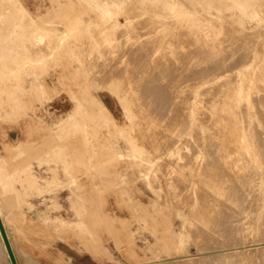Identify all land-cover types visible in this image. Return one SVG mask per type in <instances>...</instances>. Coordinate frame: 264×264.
I'll return each instance as SVG.
<instances>
[{
    "label": "rangeland",
    "instance_id": "374dc122",
    "mask_svg": "<svg viewBox=\"0 0 264 264\" xmlns=\"http://www.w3.org/2000/svg\"><path fill=\"white\" fill-rule=\"evenodd\" d=\"M50 1L0 0V39L3 43L2 50H0V53H2V59L0 62V185L3 187V194L12 199L11 211L5 210V213H7V215H9V212L11 213L7 217L8 223L10 225H6L7 222L4 217L1 216V210L0 217L6 229L17 263L30 264L31 262H33V260H36L37 263H39L41 258H33L34 256L32 255L43 253L44 255H48L49 264H68L67 258L65 256V243L72 244L73 240L78 242L84 240L87 242H91V244L93 245L100 244V236L102 235V231H109L108 229H111V227L114 225V222L112 218L111 220L109 219V217H100L97 215H100L99 212L101 211L118 207L127 215L132 216L126 217L125 219H123L124 222H122V226L124 228H127H123L124 240L122 247L120 248L121 258L115 260L110 259V262L108 264H145V262L146 264H218L219 261V264H264V252L262 251L261 247L255 245L257 243L264 242V235L260 237V233L261 235L264 234V232L262 231L264 229V141H261L264 139H260L261 136L264 137V131H261V129L264 130V120H262L264 118L259 117L264 116V0H247L244 3L241 2V0L240 3L238 0V2H236V0H227L226 2L225 0H221L220 2L214 1V6L212 5V0H180V2L179 0H153L154 2L152 0H127V2L126 0H109V4L108 2L105 3V0H60L61 2L59 0H53V2L52 0ZM163 2H165L166 5ZM224 2L229 5L226 6ZM64 3H68L71 8H69L67 4L66 7ZM116 3H118L119 5ZM221 3L224 5H221ZM128 4L132 5H130L129 7ZM59 5L60 8L57 7ZM229 6L230 8H228ZM56 7L58 8V10L62 9L64 12L62 10H59L61 12L59 14V11ZM66 8L69 13H65V11L67 12ZM110 8L112 9V11ZM243 8L245 10H243ZM73 9H77L76 12H79V15L78 13L74 12ZM69 10H71L72 12H70ZM99 10L101 13H99ZM160 11L161 13H159ZM121 12H123V14ZM146 12H148L149 14ZM91 13H93V16L90 17ZM57 14L59 17H56ZM43 15L45 16V18L47 17V21L45 20V18L43 20ZM71 16L73 18H71ZM128 16L131 17L129 18ZM148 16L151 19H148ZM18 17L21 18L19 19ZM24 18H26L28 21ZM115 18L117 21L115 20ZM154 18L159 20V27L156 23V21L158 22V20ZM59 19L62 22L59 21ZM146 19L149 21H147ZM12 20L14 22H11ZM56 20L57 22H54ZM97 20H99L98 22L100 24L96 22ZM145 20L149 22L145 23L146 25L143 24ZM150 21L151 23L155 22L156 25L155 23L150 24ZM37 22H40L41 24H38ZM11 23L15 24L10 25ZM62 23L66 27V29L64 28ZM123 23L126 24L123 25ZM133 24L135 25L133 26ZM160 24L163 25V27ZM5 25L9 26L5 27ZM40 25H42V29L40 28ZM182 25H184L185 28L182 27ZM91 26L94 30H92ZM13 27L15 30L12 29ZM43 27H45L46 29H43ZM120 27L121 29L122 27H126L128 31L126 29H122L120 32ZM129 27L132 30H130ZM207 27L209 28V30ZM1 28L4 30H1ZM223 28L225 30H223ZM227 28H229L230 30ZM10 29L13 31L8 33L7 31H10ZM141 29L144 30L142 34L140 32ZM150 29L152 30L150 31ZM123 30H126V32H124ZM134 30L138 33L136 32L137 34H135ZM146 30L150 32H147ZM226 30L227 32H229L227 33ZM131 31L133 32L130 34L134 36L135 40L133 36H130V34L128 33ZM153 31H155V33H153ZM223 31L225 33L224 36H222ZM117 32L121 33L122 35H118ZM169 32L171 35L168 34ZM139 34H141V36H139ZM180 34L182 36L181 39L178 38ZM228 34L232 38L233 43L227 46L231 41L230 38V40L226 41V46L224 49L225 39H229V37H227ZM218 35L219 37L222 36V38L224 39L221 38V40H218ZM148 37H150V39ZM175 37H177V40L175 39ZM6 38L8 40L11 39V42H7L8 40ZM151 38L152 41L156 39H158V41H153V43L151 41ZM233 38H235V40L238 42L233 40ZM141 39H143L142 41L144 43L141 42ZM144 39L147 42H145ZM182 39L183 41L184 39L185 41L187 40L188 43L187 41L186 43H183V41H181ZM252 39H254V41ZM14 40H17V42H15ZM120 40H124L125 42H121ZM173 41H175L176 43L177 41H180V43H178L180 46ZM150 42L152 43L150 44ZM120 43H123V46H121ZM243 43L247 46H245ZM144 44L146 45V48ZM185 44L186 46L187 44H189L188 47H185L187 48V50L190 47V52L192 51L194 54L193 58L197 56V62H200L201 65L202 63H204L203 66L207 63V65L204 66V69L205 71L207 70V72L202 69L203 67L200 65V63L195 64L194 60L196 61V59L190 60L193 61H191L192 63H194L193 65L196 66L197 64H199L200 66L197 65L196 67L199 68H195L194 71L192 70L194 69L192 67L193 65L188 59L189 54L192 55V53H190L189 50L187 51L186 48L183 47ZM89 45L92 47H90ZM248 45H250V48L252 47L253 50L250 49ZM15 46L16 48H14ZM43 47L45 50L43 49ZM102 47L104 48V50L101 51ZM128 47L129 49L127 50L126 48ZM232 47H239L238 49L240 50H235V48ZM87 48H89L90 51ZM131 49H135L134 51L138 55L140 54L143 58H140L141 56L139 55V57L136 54V57L138 56L140 58V61L137 59L138 57L134 60L133 57H135V55L132 57L133 59L130 58L129 54L131 53L133 55V50ZM122 50L124 51L122 52ZM225 50H227V52ZM250 50L252 51L250 52ZM256 50L258 52H256ZM103 51H106L105 53L109 55V57L105 55V53L103 55ZM179 51L181 54L183 53V55H181V60L184 61L182 62L183 66L180 65L181 63L179 62L181 57H179ZM241 51L243 53H241ZM186 52H189L187 57L188 60H185L187 56ZM239 52L242 55H245L240 56ZM93 53L98 57H94ZM225 53H228V55L231 56L234 54V56H232V58L230 59L229 57L231 56H228L227 58V55ZM249 53H251L252 58L248 57L250 56ZM257 53H259V55H257ZM142 54H145L147 55V57H149V62L148 59H145V62H143L142 60V62L144 63L143 65H141V59H144L145 55ZM184 54L186 55L184 56ZM168 55L169 58L167 59ZM224 55H226L227 60L224 59ZM85 56L87 57V63L89 64L85 62L86 59L85 61L83 60ZM92 56L95 58V60L91 58ZM119 56H121V58ZM177 56L179 58H177ZM259 56L261 57L259 58ZM234 57L238 60H236ZM241 57H243V60ZM244 57L248 58V62ZM64 58H67L69 60V63L67 61H64ZM255 58L258 62L255 60ZM131 60L133 62H131ZM218 60H220V62H218L219 65L216 62ZM234 60L237 61V64L236 62L234 63ZM171 61H173L175 65H173V63H170V65L168 66V70H170L169 67H171L172 64L173 67L175 66V69L172 67L174 71L171 69L174 74L172 72V74L168 73L169 71L166 70L167 65ZM225 61L227 62L229 67L231 64V66H233V63L236 67L239 64V67L235 68V66H233L234 69L233 67L228 69V65ZM91 62L93 65L91 64ZM138 62L139 64H141H137ZM186 62H189L190 66L192 67L188 72V69L185 66H187L189 63L187 64ZM210 62L212 63V66ZM213 62L217 63V66L216 64L214 65ZM61 64L65 65V67H61ZM111 64L115 65H112L113 67H111ZM253 64H255V67ZM70 65L72 67L74 66L75 68L73 67V69ZM179 65L181 71L186 68V70H184L186 74L185 72H179V70H177ZM241 65H245L244 68ZM144 66H146L147 68ZM215 66L217 68H214ZM251 66L253 69L251 68ZM258 66L262 68L263 76L261 75L262 71L259 70L260 68ZM155 67L156 71L157 69L161 71H159V73L162 74V76L167 71L166 73L171 78L169 79L168 77L167 79L165 78L167 77V75H164L163 79L165 81H172V83H169L173 84L174 86L172 85L171 87V85L167 83V81L164 83L161 75L159 77V74L157 76V73H155ZM164 67L165 69H162ZM65 68H68L69 70H65ZM140 69L142 70V72ZM150 69H153L152 72ZM199 69L203 71H200V73ZM221 69H223L222 72H225L224 74H221L222 76H220L219 74L221 73ZM115 70H118V72H115ZM192 71L193 73L199 72V77L205 78L203 79L205 81H203L202 79L200 80L199 77H197L198 79H195V75L194 81L193 77L191 78V76H193ZM255 71L258 75L255 73ZM75 72H78V74H76ZM139 72L141 73L142 77L140 76ZM149 72H151L152 74L151 77L149 75V78L151 80L152 77H159L157 79L159 80V82H162L164 85L167 83V86L165 85L166 87L162 83L159 84L160 87L152 83V89H154L153 87H155V92H153L152 90L153 93H151L150 95L156 93V96H159V98L161 95V99L157 98V101H161V104L157 101L155 102V95L150 96L146 93L147 91L149 93V90H151V80L147 78ZM78 75L80 76V78ZM179 75H183L180 76L181 80L183 79V77H188L190 75L189 80L191 81H188V78L184 79L189 83L191 82L193 84L192 81H194L197 84L196 87H194L193 85V87L195 88H193V92L192 90H190L192 89L190 88L192 86L189 87L188 82H184L183 85V81L181 82L179 78H176L179 77ZM205 75L206 77H204ZM172 77H175L174 79H177L178 82L180 81L179 83L183 85H180V88L178 87L180 91L176 88L178 90V93H181L182 90L181 94L177 93L178 96L180 95L185 97L186 95L183 94H188L189 91H191L189 95L192 93L193 98H191L192 95H187L186 97H188V100L186 99V97L185 99L183 97L178 99L176 93L173 92L175 91L174 89L178 82L176 80V82L174 83L175 80H173ZM144 78L146 79V82H143L145 81ZM210 78L211 83L207 81L210 80ZM229 79H234L233 81L231 80V82H229L231 85L225 82L226 80L230 81ZM153 81L155 82L156 78ZM157 82L158 81H156V84L159 83ZM197 82H202L200 83L202 85L200 86V84H198ZM220 82H222L223 84H227L224 85L226 87H223V84ZM144 83L146 84L141 86ZM185 84L189 88H187ZM218 84L222 85L219 86ZM43 85L44 88L42 87ZM147 85H149L150 87ZM161 85H163L162 89ZM144 86H147L149 90L147 89L145 92L144 88L146 87ZM168 86L171 88L175 97L171 92L170 95L167 94L170 91V89L168 90L167 88ZM184 86L186 87L185 89ZM227 86L232 89H229ZM261 86L262 88H260ZM214 87L216 89H214ZM217 87H222L221 90H225V93L219 90L220 88L218 89ZM235 87L236 89H234ZM159 88L160 90H158ZM183 89L185 92L187 91L186 89H189L187 91L188 93H183ZM200 89L203 90L204 95H202L201 92L198 93L199 91H201ZM143 91L145 92V94ZM164 91L166 92L165 94L163 93ZM214 91H217L218 96L216 95V93L214 94ZM219 92L223 94L224 97H220ZM81 93L84 95V97ZM232 94H234L233 96H235L236 94L237 95L233 98ZM70 95L73 97H70ZM139 95L141 97L145 95L143 97L145 105H142L143 98H141ZM148 95L151 97V99L152 97L154 99V101H152L153 99L150 100L151 103L155 102L152 104H155V106L158 107L162 105L160 108L161 110L163 106L167 105V109L164 108V111L162 110L161 112V110H159V112L158 107L156 109V107H154L148 99V102L146 101V98H150L147 97ZM259 95L261 96L259 97ZM170 96H173L174 99L177 98L179 101L184 99L185 101L180 102L186 103H182L184 107L189 105L188 108H190V110H188V108H181L179 111V109L177 108H180V106L182 105L179 106V104H176V101L172 99L173 97ZM164 97L167 100L164 99ZM204 97L206 99L208 98V101ZM252 97H256V99L254 98L255 101ZM138 98H141L142 100ZM168 98L169 100L171 99V102L168 100ZM82 99L85 100L81 101ZM163 99L164 102L168 101V104H162ZM231 99L233 101H231ZM96 100H99L100 102H103L105 104H110L105 105V109L108 111L110 116L111 114L113 115L114 118L112 116L111 118L115 122L114 124L105 122L104 120L100 123V120L106 117L103 115L104 113L99 110L98 106L94 107L96 109L91 107L96 103ZM172 100H174L175 102L172 103ZM203 100H206L207 102ZM60 101L65 103V106L61 108V112L56 109V104ZM87 101H89L90 103H86ZM140 101H142L141 104ZM203 102L205 103L204 105ZM171 103H175L176 108L171 105ZM149 104L152 105L151 109H153L155 113H160V115L155 114L153 110H149V106H151ZM86 105H88V107L90 106L91 109H89L90 107H86ZM171 106H173V108L175 110L177 109L178 111H175L173 108H171L170 111L169 107ZM87 108L89 110H87ZM258 108L259 112L261 114L263 113V115L256 113ZM187 110V113L189 114L188 117L187 115H185V112ZM200 110L201 112L204 111V115L203 112L200 113L203 116L198 114ZM176 112H182L184 114H180V117L178 119L176 118L178 115ZM206 113H208L209 116ZM173 114L176 117H174ZM164 115H166V117ZM169 115L171 116V118ZM181 115L183 117L185 116V119L187 117V119L185 120ZM205 115H207V118ZM202 117L205 118L204 121ZM167 118L169 119V121ZM180 118L182 122L184 121L183 124L187 123L189 120V125L187 123V125L185 124L186 127H184ZM201 118L203 123H201ZM245 119L246 121H250V123L244 121ZM165 120L169 122L170 125L166 123ZM254 121H257V125ZM23 122L27 126L25 143L23 142L22 137L24 125ZM98 122L102 125H98ZM163 123L167 124L168 127H165L166 125L163 126ZM42 125L43 127L45 125V127H47L44 128L47 129L48 132L47 134H45L46 136H43V132H40V128H42ZM142 125H147V127L143 126L144 131L142 129ZM110 126L112 127L111 130H109V128H111ZM36 128H39V131H37ZM151 128L155 129L154 132L158 135H152L155 133L153 132V130H150ZM254 128L257 130L256 132L254 131ZM158 130H160L161 132H158ZM259 130L260 132H262L261 134L260 132L258 133ZM109 131H113V133L110 135ZM149 131H151L152 133ZM197 131H199V133H197ZM104 132L106 135L104 134ZM162 133H164V135H161ZM165 133L166 137L167 133L168 136L170 135L171 137L169 136L166 138ZM147 136L148 139L146 140ZM149 136L156 137V139L153 138L154 142ZM206 136L209 138H207ZM159 137L161 138L159 139ZM256 137L258 140L256 139ZM165 138L171 139V141H169L172 143H169L168 140L167 142ZM174 138L176 139V141L174 140ZM70 140L76 141L71 142L70 144ZM211 140L213 141L212 143ZM206 141L207 145L205 144ZM146 142H151L152 145L150 146V143L148 144ZM29 144L31 145L32 150L29 148ZM159 144H163V147H160ZM168 144L169 146H167ZM32 145L36 146V148ZM208 145L210 147H207ZM37 147L39 149H37ZM230 147L231 149H229ZM112 148H114L115 150ZM28 149L29 152H27ZM193 149L194 151L196 150V153H194ZM211 149H214V151H212ZM110 150H112L113 152ZM97 152H100V155L96 154ZM102 152H105L104 158L107 157L105 160L102 157ZM221 153L223 154L221 155ZM240 153L242 154L241 156H239ZM217 154L219 156H217ZM220 155L223 157H221ZM99 158H103V160L101 161L99 160ZM208 159L212 161L215 159V162L213 161L214 163H212L210 161L208 164ZM91 160L92 162L94 161L93 164L91 163ZM229 161L231 164L229 163ZM211 163L213 165L216 163L217 165L213 166ZM117 164H122V170H117V173H120L118 175V181L122 183L121 185H95L96 178L100 177L101 175H106V173L108 174L114 168L116 169L117 167H119L117 166ZM218 165L220 167L222 166L223 169L219 168ZM230 165H233L232 168H228V166L230 167ZM202 167H204L205 170ZM215 167L219 168L221 171L217 170V168L215 169ZM127 169L129 171H127ZM26 170L28 171L26 172ZM227 170L229 171V173ZM247 170H250L252 173ZM219 171H224L225 175H227L228 178L225 177L224 173H222L224 177L220 176V174L217 173ZM244 171L247 174L250 173L253 177L250 178V174L245 175ZM114 173H116V170L114 171ZM230 175L233 178L230 177ZM4 176L5 179L3 178ZM30 177L34 179H31ZM227 179L234 180V187L231 186L233 185L232 181H227ZM250 179H252L253 181H250ZM84 180H86L87 183ZM248 180L250 181V183ZM244 183H248V190L247 188L245 189L244 186L246 185ZM242 184L243 189H240ZM179 185H182V187H180ZM186 187L188 189H186ZM228 188L234 191V193H231ZM237 188V192L240 195L242 191L241 196L243 199L239 198V200L236 201V197H238V194L235 191ZM110 191H118L116 193H120L118 195H120L124 199V201L117 203L106 201V196H108L107 194ZM250 191L251 193H249ZM196 192L199 194L198 196H196ZM243 192L246 193V195ZM90 193L93 197L90 195ZM229 193L231 194V196L229 195ZM233 194L235 195L234 197H232ZM243 194L246 196V200ZM228 195L229 197H227ZM86 196L88 197V199H86ZM201 196L202 198H200ZM211 196H213V199L210 198ZM197 197L199 198L197 199ZM208 197L211 200L208 199ZM214 197H216V202H212L215 201ZM233 198H235V200ZM162 200L164 201V203H162ZM197 201L201 204H198ZM213 203H215L216 206L212 205ZM217 203H221L222 208H217L219 206V204ZM224 203L228 206L224 209V211H222L223 207L226 206L224 205ZM237 204L240 205L237 206ZM241 205H243L244 207H242ZM211 206H214L213 209ZM227 208L233 210L235 214H237L236 212L239 213L238 216L234 215V217L237 216L234 223H232L234 217H231L232 215L228 213L230 210H228ZM218 209L219 212L220 210L221 212H223V218H226L229 214V217H227L229 219H226L227 222L221 223L228 224L229 220L232 219L230 220V223H232L233 225L229 223L230 227L228 228V232H226L227 229L225 231L227 234L230 232L229 230H233V227L236 226L234 227V231L231 230L232 234L230 233L228 236H224L225 232L221 234V232L225 230L224 227H227L229 225H224V227L221 228L223 224L219 223V220L222 219V217L219 216ZM213 210L215 211V213ZM144 212L147 213V215ZM230 213L234 214L232 212ZM144 215L146 218L144 217ZM239 217H241V220L238 219ZM216 218L219 219L216 220ZM145 219L151 221L148 222V220ZM235 223L236 225H234ZM200 227H202L201 229L204 230H201ZM237 227L242 229L238 230L236 229ZM205 230L208 231V233H206ZM200 231H203V233L205 231V237H203V233H200ZM260 231H262L263 233ZM205 234H207V236L208 234L210 236H214L212 240H214L215 238V241H211V237L209 236L210 241L208 242L210 244L208 243V245L206 240H209V237L205 239ZM109 235L111 236V234ZM230 236L231 238H234L233 240H235V237L237 236L236 242L230 240ZM258 237L260 238L258 239ZM238 239H241V242H239L240 245L238 244ZM260 239L262 240L260 241ZM224 242L225 244L230 245L232 243L231 246L227 245V248L237 246H243L244 248L242 249L241 254L237 249L236 250L238 252L233 250V257L229 255H223L221 257L210 259L207 261L208 257L200 256V254H202L201 252H208L212 248L213 249L211 251L226 248ZM15 245L20 249H18ZM101 245L102 244H100V246ZM201 246L207 248L209 246L210 249L202 247L201 250ZM100 248L102 247L98 246V250H101ZM231 254H233V252H231ZM144 256L146 258H144ZM198 256H200L199 259ZM202 258H204L207 262ZM200 259L201 261H199ZM183 260H185V262ZM0 264H12L1 233Z\"/></svg>",
    "mask_w": 264,
    "mask_h": 264
},
{
    "label": "bare ground",
    "instance_id": "6f19581e",
    "mask_svg": "<svg viewBox=\"0 0 264 264\" xmlns=\"http://www.w3.org/2000/svg\"><path fill=\"white\" fill-rule=\"evenodd\" d=\"M49 1H50V0H49ZM59 1H60V0H59ZM59 1H58V2H59ZM103 1H104V0H103ZM111 1H112V0H111ZM128 1H129V0H128ZM149 1H150V0H149ZM152 1H153V0H152ZM162 1H164V0H162ZM165 1H166V0H165ZM184 1H185V0H184ZM198 1H199V0H198ZM209 1H210V0H209ZM214 1H219V2H220L221 0H212V5H213V6H214V3H213ZM223 1H224V0H223ZM226 1H227V0H225V2H226ZM231 1H232V0H231ZM238 1H239V3H240V0H238ZM238 1L236 0V2H238ZM246 1H247V0H241V2H243V3L246 2ZM248 1H249V0H248ZM52 2H53V0H52ZM58 2H57V3H58ZM60 2H61V1H60ZM106 2H108V4H109V0H108V1L105 0V3H106ZM116 2H117V1H116ZM126 2H127V0H126ZM153 2H154V1H153ZM155 2H158V1H155ZM167 2H168V1H167ZM179 2H180V0H179ZM195 2H196V1H195ZM205 2H206V1H205ZM225 2H224V3H225ZM236 2H235V3H236ZM50 3H51V1H50ZM97 3H98V2H97ZM122 3H123V2H122ZM122 3H121V4H122ZM128 3H129V2H128ZM149 3H150V2H149ZM163 3H165V2H163ZM208 3H209V2H208ZM208 3H206V4H208ZM53 4H56V3H53ZM66 4L69 6L68 3H66ZM66 4L64 3V5H66ZM116 4H118V3H116ZM126 4H127V3H126ZM156 4H157V3H156ZM161 4H162V3H161ZM161 4H160V5H161ZM225 4H226V6L229 5V4H227V3H225ZM245 4H246V3H245ZM57 5H58V4H57ZM67 5H66V7H67ZM99 5H102V4H99ZM105 5H106V4H105ZM118 5H119V4H118ZM130 5H132V4H128L129 7H130ZM160 5H159V6H160ZM163 5H164V4H163ZM163 5H162V6H163ZM165 5H166V3H165ZM186 5H187V4H186ZM209 5H211V4H209ZM221 5H224V4L221 3ZM233 5H234V4H233ZM72 6H74V5H72ZM125 6H126V5H125ZM149 6H150V5H149ZM215 6H216V5H215ZM231 6H232V5H231ZM237 6H238V5H237ZM241 6H242V5H241ZM244 6H245V5H244ZM57 7L60 8V5L57 6ZM57 7H56V8H57ZM63 7H64V6H63ZM103 7H104V5H103ZM129 7H125V8H129ZM2 8H3V7H2ZM56 8H54V9H56ZM61 8H62V7H61ZM69 8H71V7L69 6ZM111 8H112V7H111ZM111 8H110V9H111ZM145 8H146V7H145ZM157 8H158V7H157ZM188 8H190V7H188ZM213 8H214V7H213ZM225 8H226V7H225ZM228 8H230V6H229ZM240 8H241V7H240ZM244 8H245V7H244ZM244 8H243V10H245ZM52 9H53V8H52ZM94 9H95V8H94ZM149 9H150V7H149ZM1 10H4V9H1ZM57 10H58V8H57ZM57 10H56V11H57ZM59 10H60V9H59ZM59 10H58V11H59ZM61 10H62V9H61ZM61 10H60V11H61ZM66 10H67V8H66ZM73 10H74V9H73ZM76 10H77V9H76ZM76 10H74V12H76ZM114 10H115V9H114ZM154 10H156V9H154ZM169 10H170V9H169ZM215 10H216V9H215ZM241 10H242V9H241ZM53 11H54V10H53ZM53 11H52V12H53ZM60 11H59V14L61 13ZM62 11H63V10H62ZM69 11L72 12L71 10H69ZM97 11H98V10H97ZM111 11H112V9H111ZM118 11H119V10H118ZM123 11H124V10H123ZM145 11H146V10H145ZM157 11H158V10H157ZM63 12H64V11H63ZM84 12H85V11H84ZM116 12H117V11H116ZM165 12H166V11H165ZM0 13H1V12H0ZM65 13H69L68 10H67V12L65 11ZM76 13H78V15H79V12H76ZM96 13H97V12H96ZM99 13H101L100 10H99ZM119 13H120V12H119ZM119 13H118V14H119ZM121 13L123 14V12H121ZM128 13H129V12H128ZM146 13H148V12H146ZM159 13H161V11H160ZM159 13H158V14H159ZM193 13H194V12H193ZM51 14H52V13H51ZM91 14H92V15H91ZM91 14H90V17L93 16V13H91ZM148 14H149V13H148ZM151 14H152V13H151ZM4 15H5V14H4ZM21 15H22V14H21ZM64 15H65V14H64ZM70 15H71V14H70ZM70 15H69V16H70ZM99 15H100V14H99ZM127 15H128V14H127ZM140 15H141V14H140ZM8 16H10V15H8ZM43 16H44V15H43ZM61 16H62V14H61ZM65 16H66V15H65ZM74 16H75V15H74ZM96 16H97V15H96ZM116 16H117V15H116ZM161 16H162V15H161ZM21 17H22V16H21ZM21 17H20V18H21ZM23 17H26V16H23ZM56 17H59L58 14H57ZM123 17H126V16H123ZM128 17H129V16H128ZM130 17H131V16H130ZM130 17H129V18H130ZM150 17H151V16H150ZM153 17H154V16H153ZM157 17H158V16H157ZM163 17H164V16H163ZM170 17H171V16H170ZM196 17H197V15H196ZM18 18H19V17H18ZM20 18H19V19H20ZM38 18H39V17H38ZM44 18H45V16L43 17V20H44ZM51 18H52V16H51ZM65 18H66V17H65ZM68 18H70V17H68ZM71 18H73V17L71 16ZM88 18H89V17H88ZM98 18H99V16H98ZM13 19H14V18H13ZM24 19L27 20L26 18H24ZM74 19H75V17H74ZM95 19H96V18H95ZM95 19H94V21H95ZM144 19H145V18H144ZM148 19H151V18H149V16H148ZM154 19H156V18H154ZM179 19H180V18H179ZM38 20H39V19H38ZM38 20H37V21H38ZM45 20L47 21V17L45 18ZM53 20H54V19H53ZM65 20H67V19H65ZM68 20H69V19H68ZM70 20H71V19H70ZM115 20H116V18H115ZM146 20H147V19H146ZM146 20H145V22H144L143 24H145V23H149V22H147V21H149V20H147V21H146ZM152 20H153V18H152ZM156 20H158V19H156ZM182 20H183V19H182ZM262 20H263V19H262ZM27 21H28V20H27ZM59 21H61V20L59 19ZM98 21H99V20H97L96 22H98ZM116 21H117V20H116ZM174 21H175V20H174ZM178 21H179V20H178ZM178 21H176V22H178ZM202 21H203V20H202ZM6 22H7V21H6ZM11 22H14V21L12 20ZM52 22H53V21H52ZM54 22H57V20L54 21ZM61 22H62V21H61ZM76 22H77V21H76ZM91 22H92V21H91ZM102 22H103V21H102ZM180 22H181V21H180ZM16 23H17V22H16ZM37 23H38V22H37ZM39 23H40V22H39ZM39 23H38V24H39ZM68 23H69V22H68ZM153 23H155V22H152V23H151V21H150V24H153ZM156 23H157V26H158V24H159V20H158V22L156 21ZM156 23H155V25H156ZM160 23H161V22H160ZM172 23H173V22H172ZM172 23H171V24H172ZM206 23H207V22H206ZM14 24H15V23H11L10 25H14ZM40 24H41V23H40ZM76 24H77V23H76ZM98 24H100V23L98 22ZM124 24H126V23H123V25H124ZM208 24H209V23H208ZM62 25H63V23H62ZM64 25H65V22H64ZM64 25H63V26H64ZM71 25H73V24H71ZM134 25H135V24H133V26H134ZM145 25H146V24H145ZM148 25H149V24H148ZM148 25H147V26H148ZM155 25H154V26H155ZM160 25H161V24H160ZM164 25H166V24H164ZM167 25H168V24H167ZM174 25H175V24H174ZM7 26H9V25H5V27H7ZM28 26H29V25H28ZM41 26H42V25H40V28H41ZM125 26H126V25H125ZM133 26H132V27H133ZM142 26H143V25H142ZM151 26H152V25H151ZM161 26L163 27V25H161ZM161 26H160V27H161ZM185 26H186V25H185ZM203 26H204V25H203ZM57 27H58V26H57ZM91 27H92V26H91ZM145 27H146V26H145ZM145 27H144V28H145ZM155 27H156V26H155ZM158 27H159V26H158ZM169 27H170V26H169ZM182 27H184V25H182ZM211 27H212V26H211ZM2 28H3V25H2ZM2 28H1V30H4V29H2ZM9 28H10V27H9ZM64 28L66 29L65 26H64ZM127 28H128V27H127ZM129 28H130V27H129ZM141 28H142V27H141ZM144 28H143V29H144ZM146 28H147V27H146ZM149 28H152V27H149ZM167 28H168V27H167ZM184 28H185V27H184ZM207 28H208V27H207ZM12 29H14V27H13ZM41 29H42V28H41ZM43 29H46V28L43 27ZM55 29H56V28H55ZM57 29H58V28H57ZM122 29H126V27H124V28L122 27ZM122 29H121V27H120V30H119V29H118V30L121 32ZM133 29H135V28H133ZM138 29H139V28H138ZM143 29H141L142 31L140 30L141 34H142V32L145 30V29H144V30H143ZM147 29H148V28H147ZM159 29H161V28H159ZM159 29H158V30H159ZM171 29H172V28H171ZM227 29H229V28H227ZM14 30H15V29H14ZM92 30H94L93 27H92ZM109 30H110V29H109ZM109 30H108V31H109ZM126 30L128 31V29H126ZM126 30H125V31L123 30V31L126 32ZM130 30H132V29L130 28ZM148 30H149V29H148ZM148 30H146V31H147V32H150L152 29H150V31H148ZM208 30H209V28H208ZM211 30H212V29H211ZM223 30H225V29L223 28ZM229 30H230V29H229ZM12 31H13V30L10 29V31L8 30L7 32L9 33V32H12ZM134 31H135V30H134ZM146 31H145V32H146ZM180 31H181V30H180ZM205 31H206V30H205ZM217 31H218V30H217ZM5 32H6V31H5ZM16 32H17V31H16ZM18 32H19V31H18ZM44 32H45V31H44ZM93 32H94V31H93ZM105 32H106V31H105ZM132 32H133V31L128 32V33L130 34V33H132ZM136 32H137V31H135V34L138 33V32H137V33H136ZM145 32H144V33H145ZM147 32H146V33H147ZM174 32H175V31H174ZM178 32H179V31H178ZM181 32H182V31H181ZM183 32H184V30H183ZM226 32H227V30H226ZM228 32H229V31H228ZM228 32H227V33H228ZM23 33H24V32H23ZM52 33H53V32H52ZM122 33H123V32H122ZM151 33H152V32H151ZM153 33H155V31H153ZM175 33H176V32H175ZM179 33H180V32H179ZM216 33H218V32H216ZM219 33H220V31H219ZM227 33H226V34H227ZM15 34H16V33H15ZM117 34L119 35V34H121V33H118V32H117ZM141 34H139V36H141ZM159 34H160V33H159ZM168 34H170V32H169ZM181 34H182V33H181ZM181 34H180V36H181ZM186 34H187V33H186ZM1 35H2V34H1ZM49 35H50V34H49ZM56 35H57V33H56ZM93 35H94V34H93ZM121 35H122V34H121ZM123 35H124V34H123ZM143 35H144V34H143ZM143 35H142V36H143ZM150 35H151V34H150ZM170 35H171V34H170ZM176 35H177V34H176ZM224 35H225V33H224V31H223V35H222V36H224ZM6 36H7V35H6ZM17 36H18V35H17ZM130 36H133V35L130 34ZM137 36H138V35H137ZM145 36H146V34H145ZM152 36H153V34H152ZM180 36H179L178 38L181 39L182 36H181V37H180ZM213 36H214V35H213ZM222 36L219 37V35H218L219 38H217V39H218V40H219V39L221 40ZM235 36H236V35H235ZM4 37H5V36H4ZM9 37H10V36H9ZM22 37H23V36H22ZM150 37H151V36H150ZM150 37H148V38L150 39ZM164 37H165V36H164ZM172 37H174V36H172ZM225 37H226V36H225ZM227 37H229V39H227V40L225 39L224 49H225V46H226V41L230 40V38H231L229 34L227 35ZM227 37H226V38H227ZM251 37H252V36H251ZM254 37H255V36H254ZM11 38H13V37H11ZM96 38H97V37H96ZM133 38H134V36H133ZM145 38H147V37H145ZM246 38H247V37H246ZM6 39H7V38H6ZM121 39H122V38H121ZM128 39H129V38H128ZM149 39H148V40H149ZM162 39H163V38H162ZM169 39H172V38H169ZM175 39L177 40V37H175ZM175 39H174V40H175ZM180 39H179V40H180ZM188 39H189V38H188ZM215 39H216V38H215ZM215 39H214V40H215ZM222 39H224V38H222ZM249 39H250V38H249ZM7 40H8V39H7ZM10 40H11V39H10ZM10 40H8L7 42H11ZM17 40H18V39H17ZM17 40H14V41L17 42ZM98 40H99V39H98ZM134 40H135V38H134ZM142 40H143V39H141V42H143ZM156 40L158 41V39H156ZM156 40H153V41L156 42ZM159 40H161V39H159ZM164 40H166V39H164ZM212 40H213V39H212ZM233 40H235V38H233ZM252 40L254 41V39H252ZM261 40H262V39H261ZM49 41H50V40H49ZM100 41H101V40H100ZM120 41H121V40H120ZM122 41L125 42L124 40H122ZM122 41H121V42H122ZM144 41H145V39H144ZM151 41H152V38H151ZM153 41H152V42H153ZM162 41H163V40H162ZM181 41H183V39H182ZM186 41H187V40H186ZM186 41H185V39H184L183 43H184V42L186 43ZM235 41H236V40H235ZM248 41H251V40H248ZM253 41H252V42H253ZM263 41H264V39H263ZM27 42H28V41H27ZM50 42H51V41H50ZM145 42H147V41H145ZM152 42H150V44H151ZM154 42H153V43H154ZM170 42H171V41H170ZM173 42L176 43L175 41H173ZM218 42H219V41H218ZM236 42H238V41H236ZM240 42H241V41H240ZM60 43H61V42H60ZM98 43H99V41H98ZM143 43H144V42H143ZM157 43H158V42H157ZM164 43H165V42H164ZM178 43H180V41H179V42L177 41L176 44H178ZM181 43H182V42H181ZM187 43H188V41H187ZM190 43H191V42H190ZM227 43H228V42H227ZM231 43H233V42H232V38H231L230 43H228L227 46H229V44H231ZM263 43H264V42H263ZM12 44H13V43H12ZM120 44H121V46H123V43H120ZM138 44H139V43H138ZM150 44H149V48H150ZM213 44H214V43H213ZM237 44H238V43H237ZM243 44H244V43H243ZM243 44H242V45H243ZM8 45H9V43H8ZM17 45H18V44H17ZM28 45H29V43H28ZM54 45H55V44H54ZM116 45H117V44H116ZM144 45H145V44H144ZM178 45H179V44H178ZM178 45H177V46H178ZM181 45H183V44H181ZM188 45H189V44H187V46H186V44H185L183 47L186 48V47H188ZM221 45H222V44H221ZM232 45H233V44H232ZM244 45H245V44H244ZM26 46H27V45H26ZM89 46H90V45H89ZM101 46H102V45H101ZM141 46H142V45H141ZM141 46H140V47H141ZM174 46H175V44H174ZM179 46H180V45H179ZM185 46H186V47H185ZM190 46H191V44H190ZM217 46H218V45H217ZM222 46H223V45H222ZM245 46H247V45H245ZM2 47H3V43H2V40L0 39V50H2ZM7 47H8V46H7ZM9 47H10V46H9ZM21 47H22V46H21ZM84 47H85V46H84ZM90 47H92V46H90ZM126 47H127V46H126ZM130 47H131V46H130ZM147 47H148V46H147ZM151 47H152V46H151ZM219 47H220V46H219ZM219 47H218V48H219ZM239 47H241V46H239ZM239 47H238V48H239ZM248 47L250 48V45H248ZM260 47H261V46H260ZM14 48H16V46H15ZM14 48H13V49H14ZM28 48H29V47H28ZM102 48H103V47H102ZM102 48H101V51L104 50V48H103V49H102ZM105 48H107V47H105ZM145 48H146V45H145ZM191 48H192V47H191ZM230 48H231V47H230ZM232 48H235V47H232ZM238 48H235V50H240V49H238ZM43 49H44V47H43ZM87 49L89 50V48H87ZM90 49H91V48H90ZM126 49L128 50L129 47L126 48ZM126 49H125V52H126ZM151 49H152V48H151ZM177 49H178V48H177ZM189 49H190V47H189ZM189 49H188V50H189ZM250 49L253 50L252 47H251ZM37 50H38V49H37ZM44 50H45V49H44ZM105 50H106V49H105ZM131 50H133V49H131ZM134 50H135V49H134ZM134 50H133V55H132L131 53H130V54L128 53L130 58H132L135 54L138 55ZM186 50H187V48H186ZM188 50H187V51H188ZM190 50H191V49H190ZM190 50H189V52H190ZM245 50H247V49H245ZM252 50H250V52H251ZM17 51H18V50H17ZM30 51H31V50H30ZM89 51H90V50H89ZM107 51H108V50H107ZM123 51H124V50H122V52H123ZM142 51H143V50H142ZM146 51H147V50H146ZM180 51H181V50H180ZM180 51H179L178 53H180ZM194 51H195V50H194ZM203 51H204V50H203ZM217 51H218V50H217ZM225 51L227 52V50H225ZM230 51H231V49H230ZM233 51H234V50H233ZM260 51H261V49H260ZM1 52H2V51H1ZM3 52H5V51H3ZM18 52H19V51H18ZM45 52H46V51H45ZM105 52H106V51H105ZM105 52L103 51V55H104ZM117 52H118V51H117ZM119 52H120V51H119ZM129 52H130V50H129ZM131 52H132V51H131ZM134 52H135V53H134ZM189 52H186L187 56H186V59H185V60H188V59H189L190 63H192L193 61L190 60V59H193V60L196 59V61L194 60L195 64H196V63H200V62H197V56H196V55H195L196 57L193 58L194 54H193L192 51L190 52V53H192V55L189 54V57H188V53H189ZM234 52H235V51H234ZM234 52H233V53H234ZM248 52H249V51H248ZM256 52H258V51L256 50ZM20 53H21V52H20ZM108 53H109V52H108ZM166 53H167V52H166ZM194 53H195V52H194ZM222 53H223V52H222ZM228 53H229V52H228ZM228 53H227V54L225 53V54L227 55V58H228V56H231V55H228ZM235 53H236V52H235ZM239 53H240V52H239ZM239 53H238V54H239ZM241 53H243V52L241 51ZM241 53L239 54L240 56H244V55H245V54L242 55ZM1 54H2V53H0V62H1V59H2ZM29 54H30V53H29ZM146 54H147V53H146ZM186 54H184V56H185ZM196 54H197V53H196ZM220 54H221V53H220ZM231 54H232V53H231ZM249 54H250V56H248V57H251V53H249ZM84 55H85V54H84ZM93 55H94V57H95V56L98 57V56L95 55L94 53H93ZM105 55H107V54L105 53ZM119 55H120V54H119ZM130 55H132V56H130ZM136 55H135V57H133L134 60H135L140 54H139L137 57H136ZM142 55H145V54H142ZM177 55H179V54H177ZM181 55H183V53H182V54L180 53L179 57H180ZM226 55H224V57H225L224 59H226ZM257 55H259V53H257ZM28 56H29V55H28ZM86 56H87V55H86ZM86 56H85V58L83 59L84 61H85V59L87 58ZM107 56L109 57V55H107ZM122 56H123V55H122ZM140 56H141V55H140ZM140 56H139V57H140ZM184 56H183V57H184ZM190 56H191V58H190ZM232 56H234V54H233ZM232 56L229 57V58L231 59ZM235 56H236V55H235ZM94 57L92 56L91 58H93V60H95ZM119 57L121 58V56H119ZM139 57L137 58L138 60H139L140 58H143L142 56H141L140 58H139ZM145 57H146V58H145ZM166 57H167V56H166ZM179 57L177 56V58H179ZM187 57H188V59H187ZM200 57H201V56H200ZM220 57H221V56H220ZM236 57H237V56H236ZM255 57H256V56H255ZM260 57H261V56H259V58H260ZM80 58H81V57H80ZM110 58H111V57H110ZM110 58H109V59H110ZM133 58H132V59H133ZM148 58H149V57H147V55H145V56H144V59H141V63H142V64H141V63H140V64L143 65V64H144L143 62H145V59H148ZM168 58H169V55H168L167 59H168ZM181 58H182V56L180 57V61H179V62L181 63L180 65L183 66L182 62H184V61L181 60ZM184 58H185V57H184ZM211 58H212V57H211ZM234 58H235V57H234ZM241 58H242V60H243V57H241ZM244 58L247 59V62H248V58H247V57H244ZM251 58H252V57H251ZM257 58H258V57H257ZM62 59H63V58H62ZM65 59H67V58H64V61H67V62L69 61L68 59H67V60H65ZM235 59H236V58H235ZM4 60H5V59H4ZM18 60H19V59H18ZM89 60H90V59H89ZM93 60H92V61H93ZM106 60H107V57H106ZM115 60H116V59H115ZM138 60H137V61H138ZM142 60H143V62H142ZM165 60H166V59H165ZM169 60H170V59H169ZM171 60H172V59H171ZM204 60H205V59H204ZM206 60H207V59H206ZM220 60H221V59H220ZM220 60H218V61H216V62L218 63V62H220ZM226 60H227V59H226ZM232 60H233V59H232ZM236 60H238V59H236ZM236 60H234V63L236 62V64H237V61H236ZM255 60L257 61L256 58H255ZM261 60H262V59H261ZM87 61H88V59H86L85 62L87 63ZM117 61H118V60H117ZM117 61H115V62H117ZM139 61H140V60H139ZM191 61H192V62H191ZM198 61H199V60H198ZM240 61H241V59H240ZM245 61H246V60H245ZM40 62H41V61H40ZM85 62H84V63H85ZM98 62H99V61H98ZM129 62H130V61H129ZM131 62H133V61L131 60ZM148 62H149V59H148ZM202 62H203V61H202ZM225 62H226V61H225ZM225 62H224V63H225ZM257 62H258V61H257ZM4 63H5V62H4ZM68 63H69V62H68ZM70 63H71V62H70ZM84 63H83V64H84ZM93 63H95V62H93ZM170 63H173V61L169 62V64L167 65L166 70L169 71L168 73H171V72L173 73V71H174V69H175V68H174L175 66L173 67L172 64H171V67H169V69L171 70L172 67H173L174 69H172L173 71H172V70H171V71L168 70V66L170 65ZM186 63H187V62H186ZM188 63H189V62H188ZM188 63H187V64H188ZM190 63L188 64L190 68L188 67L187 64H186L187 66H185V67H187V69H188L187 72H188L189 69H191L192 67L194 68V69H192L193 71L195 70V68H197V69L199 68V67H196V66L199 65V64H197V65L195 66V65H193L194 63H192L193 66L191 67V66H190ZM210 63H211V62H210ZM213 63H214V62H213ZM217 63H214V65L216 64V66H217ZM232 63H233V62H232ZM234 63H233V66H235ZM254 63H255V62H254ZM63 64H65V63H63ZM87 64H89V63H87ZM91 64H92V62H91ZM99 64H100V63H99ZM99 64H98V65H99ZM137 64H139V62H138ZM140 64H139V65H140ZM203 64H204V63H202V65H201V63H200V65L203 67V68L201 67L202 69H204V66L207 65V63H206L204 66H203ZM208 64H209V63H208ZM221 64H222V63H221ZM221 64H220V65H221ZM226 64H227V62H226ZM226 64H225V65H226ZM247 64H248V63H247ZM34 65H35V64H34ZM72 65H73V64H72ZM92 65H93V64H92ZM92 65H91V66H92ZM112 65H113V64H111V67H113L115 64H114L113 66H112ZM151 65H152V64H151ZM154 65H155V64H154ZM160 65H161V63H160ZM162 65H163V62H162ZM173 65H175V63H173ZM180 65H179V67L177 66V67H178L177 70H179V72L181 71V69H180ZM200 65H199V66H200ZM209 65H210V64H209ZM214 65H213V66H214ZM218 65H219V63H218ZM227 65H228V64H227ZM231 65H232V64H231ZM231 65H230V67H229V65H228V69L231 68V67H233V66H231ZM238 65H239V64H238ZM238 65H237V67H239ZM253 65H254V67H255V64H253ZM262 65H263V64H262ZM35 66H36V65H35ZM62 66L65 67V65H62V64H61V67H62ZM70 66H71V65H70ZM85 66H86V64H85ZM88 66H89V65H88ZM91 66H90V67H91ZM99 66H100V65H99ZM99 66H98V68H99ZM135 66H136V65H135ZM135 66H134V68H135ZM146 66H147V65H146ZM146 66H144V67H146ZM152 66H153V65H152ZM155 66H156V65H155ZM182 66H181V68H182ZM211 66H212V63H211ZM211 66H209V67H211ZM216 66H215L214 68H217ZM241 66H242V65H241ZM244 66H245V65H243L242 67L244 68ZM259 66H260V65H259ZM259 66H258V67H259ZM36 67H37V66H36ZM40 67H41V66H40ZM68 67H69V64H68ZM71 67H72V66H71ZM73 67H74V66H73ZM73 67H72V68H73ZM81 67H82V66H81ZM90 67H89V68H90ZM137 67H138V65H137ZM140 67H141V66H140ZM147 67H148V66H147ZM147 67H146V68H147ZM149 67H150V66H149ZM159 67H160V66H159ZM165 67H166V66H165ZM165 67L162 68V69H165ZM237 67L235 66V68H237ZM74 68H75V67H74ZM74 68H73V69H74ZM91 68H92V67H91ZM98 68H97V69H98ZM108 68H109V67H108ZM153 68H154V67H153ZM222 68H223V67H222ZM251 68H252V66H251ZM259 68H260V69H259ZM259 68H258V69H259L260 71H262V68H261V67H259ZM66 69H68V68H65V70H66ZM81 69H82V68H81ZM83 69H84V68H83ZM85 69H86V67H85ZM109 69H110V68H109ZM141 69H143V68H141ZM141 69H140V70H141ZM183 69H184V68H183ZM183 69H182V70H183ZM208 69H209V68H208ZM210 69H213V68H210ZM226 69H227V67H226ZM226 69H225V71H226ZM228 69H227V70H228ZM233 69H234V67H233ZM252 69H253V68H252ZM35 70H36V69H35ZM65 70H62V71H65ZM68 70H69V69H68ZM76 70H77V69H76ZM89 70H90V69H89ZM135 70H136V68H135ZM138 70H139V69H138ZM146 70H147V69H146ZM150 70H151V69H150ZM152 70H153V69H152ZM152 70H151V72H152ZM177 70H176V72H177ZM184 70H186V68H185ZM184 70L181 71V72H185ZM38 71H39V70H38ZM70 71H71V70H70ZM72 71H73V70H72ZM77 71H78V70H77ZM87 71H88V69H87ZM92 71H93V70H92ZM106 71H108V70H106ZM106 71H105V72H106ZM110 71H111V70H110ZM155 71H156V67H155ZM155 71H154V72H155ZM159 71H160V70L157 69V71L155 72V73H157V76H158V74H159V77H160V75H161V77H162V79H163V78H164L163 76H164V75H167V77H165V78L168 79L169 76H168V74L166 73L167 71L165 72V74H164L163 76H162V74L159 73ZM164 71H165V70H164ZM193 71H192V73H193ZM196 71H197V70H196ZM200 71L202 72L203 70H200V69H199V72H200ZM204 71H205V69H204ZM222 71H223V69H221V73H219L220 76H222L221 74H224V73H225V72H222ZM253 71H254V70H253ZM256 71H257V70H256ZM256 71H255V73L257 74ZM260 71H259V72H260ZM263 71H264V68H263ZM263 71H262V73H261L262 76H263ZM0 72H1V69H0ZM68 72H69V71H68ZM115 72H118V70H117V71L115 70ZM120 72H121V70H120ZM141 72H142V70H141ZM151 72H149L150 74L148 73V77L146 76L147 78H149V75H150V77H151V75H152ZM160 72H161V71H160ZM199 72H198V73H199ZM201 72H200V73H201ZM205 72H207V70H206ZM205 72H204V74H205ZM219 72H220V71H219ZM228 72H229V70H228ZM230 72H231V71H230ZM251 72H252V71H251ZM75 73H76V72H75ZM88 73H89V72H88ZM155 73H154V74H155ZM172 73H171V74H172ZM198 73H197V72H196V73L194 72V73H193V76H191V78L193 77V79H194V77L196 76L195 79H198V78H197V77H199ZM76 74H78V72H77ZM104 74H106V73H104ZM107 74H108V73H107ZM117 74H118V73H117ZM133 74H134V73H133ZM136 74H137V73H136ZM139 74H140V76H141V73H140V72H139ZM173 74H174V73H173ZM176 74H178V73H176ZM181 74H183V73H181ZM185 74H186V72H185ZM185 74H184V75H185ZM188 74H189V73H188ZM196 74H197V75H196ZM202 74H203V73H202ZM216 74H217V73H216ZM74 75H75V74H74ZM113 75H114V74H113ZM194 75H195V76H194ZM217 75H218V74H217ZM257 75H258V74H257ZM60 76H61V75H60ZM78 76H79V75H78ZM90 76H91V75H90ZM109 76H110V75H109ZM118 76H119V75H118ZM143 76H144V74H143ZM170 76H171V75H170ZM180 76H183V75H179V77H176V78H177V79H178V78L180 79ZM185 76H186V75H185ZM201 76H202V75H201ZM259 76H260V74H259ZM105 77H108V76H105ZM138 77H139V76H138ZM141 77H142V76H141ZM159 77H154V78L152 77V80L149 78V79L151 80V84H150V85H151V88H150L151 90H149V89L147 88V86H149V85L144 86V87H146V88H144V89H145V90H144L145 92H146L147 89L149 90V93H148V91L146 92L147 94L150 95L151 93L155 92V87H153L154 89H152V86H153L152 83L155 84V85H158V87H160L159 84H161L162 82H159V80H157ZM204 77H206V75H205ZM215 77H216V76H215ZM0 78H1V76H0ZM57 78H58V77H57ZM79 78H80V76H79ZM79 78H78V79H79ZM133 78H134V75H133ZM155 78H156V81L159 82V83L157 82L158 84H156V81H155V82L153 81ZM170 78H171V77H169V79H170ZM174 78H175V77H172L173 80H175ZM181 78H182V77H181ZM184 78H185V79L188 78V81H191V80H189V79H190V75H189L188 77H183V79H184ZM231 78H232V77H231ZM144 79H145V78H144ZM160 79H161V78H160ZM162 79H161V80H162ZM177 79H176V80H177ZM183 79H182V80L180 79V80H181V82L183 81L182 84L184 85V82H188V81H187V80L185 81V79H184V80H183ZM195 79H194V81H195ZM199 79H200V80H201V79L203 80V79H205V78H201V77H199ZM213 79H214V78H213ZM213 79H212V80H213ZM138 80H139V79H138ZM161 80H160V81H161ZM176 80L174 81V83L176 82ZM206 80H207V79H206ZM227 80H228V79H227ZM227 80H226L225 82L228 83V84H230L229 82H231V80L233 81L234 79H231V80L229 79L230 81H227ZM152 81H153V82H152ZM163 81H164V83H165L167 80L165 81V80L163 79ZM194 81H192L193 84L190 82L191 85H190V83L188 82V84H189L188 86H189V87L192 86V87H190V88H192V89H190V90H192V92H193V88L196 87V85H197ZM196 81H197V80H196ZM203 81H205V80H203ZM207 81L210 82V81H211V78H210V80H207ZM75 82H76V81H75ZM75 82H74V83H75ZM143 82H146V79H145V81H143ZM169 82H170V81H167V83H169ZM177 82H178V80H177ZM179 82H180V81H179ZM179 82H178L177 85L175 86V89L173 88V89L175 90V91H173V92H175L177 96H178V94L180 93V92L178 93V90H177V89H179V88L181 87L180 85H182V84L179 83ZM208 82H207V85H208ZM222 82H223V81H222ZM222 82H220V83H222ZM261 82H262V81H261ZM44 83H45V81H44ZM76 83H77V82H76ZM80 83H81V81H80ZM80 83H79V84H80ZM138 83H139V82H138ZM141 83H142V82H141ZM167 83H166V84H167ZM170 83H172V81H171ZM170 83H169V84H170ZM197 83L200 84V83H202V82H200V83L197 82ZM210 83H211V82H210ZM218 83H219V82H218ZM26 84H27V83H26ZM41 84H42V83H41ZM145 84H146V83L142 84L141 86H143V85H145ZM147 84H148V83H147ZM162 84H163V83H162ZM166 84H165V85H166ZM178 84H179V86H178ZM222 84H223V83H222ZM222 84H221V85H222ZM80 85H81V84H80ZM155 85H154V86H155ZM163 85H164V84H163ZM163 85H161V89H162V86H163ZM165 85H164V86H165ZM170 85H171V87H172L173 84H170ZM183 85H182V86H183ZM185 85H186V84H185ZM193 85H194V87H193ZM201 85H202V84H200V86H201ZM214 85H215V84H214ZM214 85H213V86H214ZM216 85H217V84H216ZM218 85L221 86L220 84H218ZM224 85H227V84H223V85H222L223 87H226V86H224ZM230 85H231V84H230ZM230 85H229V86H230ZM233 85H234V84H233ZM257 85H258V84H257ZM3 86H4V85H3ZM59 86H60V85H59ZM78 86H79V85H78ZM166 86H167V85H166ZM166 86H165V87H166ZM173 86H174V85H173ZM236 86H237V85H236ZM254 86H255V85H254ZM42 87L44 88V85H43ZM79 87H80V86H79ZM83 87H84V86H83ZM149 87H150V86H149ZM158 87H157V88H158ZM178 87H179V88H178ZM186 87H187V85H186ZM186 87L184 86V89H185ZM189 87H187V88H189ZM227 87H228V86H227ZM256 87H257V86H256ZM263 87H264V85H263ZM142 88H143V87H142ZM157 88H156V89H157ZM163 88H164V87H163ZM167 88H168V90L170 89V91H169L167 94L170 95L171 93H173L172 90H171V88H170L169 86H168ZM167 88H166V89H167ZM176 88H177V89H176ZM208 88H209V87H208ZM211 88H212V87H211ZM217 88L219 89L220 87H217ZM221 88H222V87H221ZM221 88H220L219 90H221ZM228 88H229V87H228ZM260 88H262V86H261ZM1 89H2V88H1ZM3 89H4V88H3ZM166 89H165V90H166ZM184 89H183V93H188L187 91H188L189 89H186V90H187L186 92L184 91ZM194 89H195V88H194ZM202 89H203V87H202ZM206 89H207V88H206ZM214 89H216V88L214 87ZM214 89H213V90H214ZM224 89H225V88H224ZM229 89H232V88H229ZM234 89H236V87H235ZM4 90H5V89H4ZM4 90H2V91H4ZM82 90H83V88H82ZM84 90H85V89H84ZM140 90H141V89H140ZM152 90H153V92H152ZM158 90H160V88H159ZM168 90H167V91H168ZM176 90H177V92H176ZM200 90H201V89H200ZM258 90H259V89H258ZM60 91H61V90H60ZM65 91H66V90H65ZM141 91H142V90H141ZM144 91H143V92H144ZM150 91H151V92H150ZM162 91H163V90H162ZM179 91H180V89H179ZM221 91L225 93V90L223 91V89H222ZM69 92H70V91H69ZM81 92H82V91H81ZM143 92H141V93H143ZM145 92H144V94H145ZM156 92H158V91H156ZM170 92H171V93H170ZM190 92H191V91H189V93H190ZM200 92H201L202 95H204V94H203V90L199 91L198 93H200ZM209 92H210V91H209ZM262 92H263V91H262ZM3 93H4V92H3ZM71 93H72V92H71ZM159 93H160V91H159ZM163 93L165 94L166 92L164 91ZM163 93H162V94H163ZM177 93H178V94H177ZM181 93H182V90H181ZM181 93H180V94H181ZM189 93H188V94H183V95H186V96H187V95H188V96L192 95L191 98H193V94L191 93V94L189 95ZM215 93H216V95L218 96L217 91H214V94H215ZM219 93H220V92H219ZM42 94H43V93H42ZM81 94H82V93H81ZM85 94H86V93H85ZM139 94H140V93H139ZM205 94H206V93H205ZM209 94H210V93H209ZM212 94H213V92H212ZM243 94H244V93H243ZM73 95H74V94H73ZM82 95H83V94H82ZM141 95H142V94H141ZM149 95H148L147 97H150V96H152V95H155V97H154V98H156V99H155V102L157 101V98H159V96H156V93H154V94H152V95H150V96H149ZM219 95H220V97L223 96V94H221V93H220ZM233 95H234V94H232V97L234 98L237 94H236L235 96H233ZM5 96H6V95H5ZM85 96H86V95H85ZM139 96H140V95H139ZM144 96H145V95H144ZM144 96H143V97H144ZM162 96H163V95H162ZM173 96L175 97L174 93H173ZM173 96H170V97H173ZM179 96H180V95H179ZM179 96L177 97L178 99H180V98L183 97V96H180V97H179ZM186 96H185V97H186ZM205 96H206V95H205ZM260 96H261V95H259V97H260ZM70 97H73V96L70 95ZM83 97H84V95H83ZM83 97H82V98H83ZM140 97H141V96H140ZM143 97H141V98H143ZM167 97H168V95H167ZM170 97H169V98H170ZM174 97H173L172 99H174ZM185 97H183V98L185 99ZM223 97H224V96H223ZM141 98H138V99H141ZM161 98H162V97H161V95H160V98H159V99H161ZM169 98H168V100H169ZM177 98L174 99L176 102H175L174 100H172V103L175 102L176 104H179V106L182 105V103H185V102H180V101H185L184 99L179 101ZM191 98H190V99H191ZM204 98H205V97H204ZM217 98H219V97H217ZM252 98H253V97H252ZM254 98L256 99V97H254ZM254 98H253V100H254ZM262 98H263V97H262ZM147 99L150 101V100L153 99V97H152V99H151V97H150V98H146V101H147ZM164 99H166V98L164 97ZM164 99H163V101H162V104H163V103H167V104H168V101H167V102H164ZM186 99L188 100V97H186ZM205 99H206V98H205ZM207 99H208V98H207ZM207 99H206V100H207ZM209 99H210V98H209ZM215 99H216V98H215ZM236 99H237V98H236ZM83 100H85V99H82L81 101H83ZM141 100H142V99H141ZM166 100H167V99H166ZM206 100H203V101H206ZM81 101H80V102H81ZM152 101H154V99H153ZM169 101L171 102V99H170ZM207 101H208V100H207ZM207 101H206V102H207ZM231 101H233V100L231 99ZM239 101H240V100H239ZM250 101H251V100H250ZM254 101H255V100H254ZM88 102H89V101H87L86 103H88ZM91 102H92V101H91ZM144 102H145V101H144V98H143V103H142V101H140V104L142 103V105H145ZM147 102H148V101H147ZM147 102H146V103H147ZM155 102H152V103H155ZM157 102L161 104V101L158 100ZM178 102H180L181 104L178 103ZM190 102H191V101H190ZM195 102H196V101H195ZM256 102H257V101H256ZM263 102H264V100H263ZM89 103H90V102H89ZM150 103H151V101H150ZM152 103H151V104H152ZM172 103H171V105H173V106L176 108V104L174 103V104H175V105H174V104H172ZM84 104H85V103H84ZM93 104H94V103H93ZM96 104H97V105H96ZM147 104H148V103H147ZM151 104H149V105H151ZM169 104H170V103H169ZM185 104H186V103H185ZM204 104H205V103L203 102V105H204ZM88 105H89V104H88ZM88 105H86V107H88ZM152 105H153L154 107H156V109H157L158 106H155V104H152ZM152 105L149 106L150 109L147 107V108H148L149 110H151V111L153 110V109H151V108H152ZM156 105H157V104H156ZM158 105H159V104H158ZM96 106L99 107V110H100L102 113H104L103 115L106 117V118H103L102 120H100V123H101L103 120H104L105 122H110V123H113V124L115 123V122L113 121V119L111 118V116L109 115L108 111L105 109V106L102 104V102H100L99 100H96V103H95L93 106H91V107L94 108V107H96ZM140 106H141V105H140ZM146 106H147V105H146ZM161 106H162V105H160V107H158V108H159L158 111L161 110V109H160ZM166 106H167V105H166ZM166 106H163V107H162V110H163V111H164V108H166ZM173 106L169 107V108H170V111H171V108H173ZM177 106H178V105H177ZM188 106H189V105H188ZM188 106L184 107V106L182 105V106H180V108H177V109H179V111H180L181 108H182V109H187ZM83 107H84V106H83ZM89 107H90V106H89ZM89 107H88V108H89ZM91 107H90L89 109H91ZM143 107H144V106H143ZM167 107H168V106H167ZM183 107H184V108H183ZM242 107H243V106H242ZM256 107H257V105H256ZM256 107H255V108H256ZM88 108H87V110H89ZM94 109H96V108H94ZM154 109H155V108H154ZM166 109H167V108H166ZM173 109H174V108H173ZM177 109H176V110L174 109V110H175V111H178ZM85 110H86V109H85ZM162 110H161V112H162ZM188 110H190V108H188ZM188 110L185 112V113H186L185 115H187V117L189 116V114L187 113ZM244 110H245V109H244ZM90 111H91V110H90ZM93 111H94V110H93ZM135 111H136V109H135ZM135 111H134V112H135ZM137 111H138V110H137ZM146 111H147V110H146ZM151 111H150V112H151ZM168 111H169V110H168ZM175 111H174V112H175ZM209 111H210V110H209ZM88 112H89V111H88ZM106 112H107V113H106ZM139 112H141V111H139ZM153 112H154V110H153ZM156 112H157V110H156ZM159 112H160V111H159ZM174 112H172V113H174ZM202 112H203V115H204V111H202ZM202 112H201V110H200V112H199L198 114H200V113H202ZM258 112H259V108H258V110L256 111V113H257V114H261L260 112H259V113H258ZM89 113H90V112H89ZM135 113H136V112H135ZM151 113H152V112H151ZM151 113H150V114H151ZM154 113H155V112H154ZM172 113H171V115H172ZM176 113H177V112H176ZM176 113H175V114H176ZM243 113H244V112H243ZM246 113H247V112H246ZM96 114H97V113H96ZM148 114H149V113H148ZM155 114H158V112L155 113ZM167 114H168V113H167ZM177 114H178V115H177ZM177 114H176L177 117L174 116V114H173V116L179 119V117H180L179 115H180V114L183 115L184 113H182V112H178ZM206 114L208 115V113H206ZM158 115H160V113H159ZM182 115H181V116H182ZM200 115H202V114H200ZM203 115H202V116H203ZM207 115H205L206 118H207ZM261 115H263V113H262ZM164 116L166 117V115H164ZM167 116H168V115H167ZM169 116H170V115H169ZM208 116H209V115H208ZM96 117H97V116H96ZM158 117H159V116H158ZM174 117H173V118H174ZM182 117H183V116H182ZM184 117H185V116H184ZM184 117H183V118H184ZM187 117H186V119H187ZM195 117H196V116H195ZM199 117H200V116H199ZM253 117H254V116H253ZM259 117L264 118V116H259ZM154 118H155V117H154ZM170 118H171V116H170ZM197 118H198V117H197ZM202 118H203V117H202ZM202 118H201V123H203V122H202ZM244 118H245V117H244ZM251 118H252V117H251ZM149 119H150V118H149ZM167 119H168V118H167ZM184 119H185V118H184ZM186 119H185V120H186ZM204 119H205V118H203V121H204ZM259 119H261V118H259ZM94 120H95V119H94ZM180 120H181V118H180ZM198 120H199V119H198ZM214 120H215V119H214ZM262 120H264V119H262ZM165 121H166V120H165ZM168 121H169V119H168ZM244 121H246V119H245ZM257 121H258V120H257ZM257 121H256V122H257ZM148 122H149V121H148ZM181 122H182V120H181ZM183 122H184V121H183ZM183 122H182V124H183ZM188 122H189V120H188ZM188 122H187V123H188ZM246 122H249V123H250V121H246ZM252 122H253V121H252ZM254 122H255V121H254ZM256 122H255V124H256ZM260 122H261V120H260ZM263 122H264V121H263ZM100 123H99V125H102V124H100ZM143 123H144V122H143ZM143 123H142V124H143ZM166 123H168V124L170 125L169 122L166 121ZM187 123H184L183 126L186 127ZM146 124H147V123H146ZM182 124H181V125H182ZM185 124H186V125H185ZM261 124H262V122H261ZM95 125H96V124H95ZM164 125H166L165 127H168L167 124H164V123H163V126H164ZM188 125H189V123H188ZM252 125H253V124H252ZM256 125H257V124H256ZM263 125H264V123H263ZM143 126H145V125H142V129L144 128ZM172 126H173V124H172ZM110 127H111V126H110ZM145 127H147V125H146ZM170 127H171V126H170ZM181 127H182V126H181ZM233 127H234V126H233ZM258 127H259V126H258ZM46 128H47V127H46ZM179 128H180V127H179ZM187 128H188V126H187ZM255 128H257V127H255ZM255 128H254V129H255ZM111 129H112V127L109 128V130H111ZM164 129H165V128H164ZM173 129H174V128H173ZM59 130H60V129H59ZM94 130H96V129H94ZM134 130H135V129H134ZM140 130H141V128H140ZM140 130H139V131H140ZM150 130H153V132H154L155 129H152V128H151ZM162 130H163V129H162ZM170 130H172V129H170ZM183 130H184V129H183ZM193 130H194V129H193ZM102 131H103V130H102ZM143 131H144V129H143ZM143 131H141V132H143ZM254 131L256 132L257 130L255 129ZM261 131H264V130L261 129ZM141 132H140V133H141ZM149 132H151V131H149ZM156 132H157V131H156ZM158 132H161V131L158 130ZM163 132H164V131H163ZM259 132H260V130L258 131V133H259ZM112 133H113V131H109V134H110V135H111ZM151 133H152V132H151ZM154 133H155V132H154ZM180 133H181V132H180ZM197 133H199V131H197ZM261 133H262V132H260V134H261ZM77 134H78V133H77ZM77 134H76V135H77ZM104 134H105V132H104ZM135 134H136V133H135ZM137 134H138V133H137ZM220 134H221V133H220ZM256 134H257V133H256ZM49 135H50V134H49ZM100 135H101V134H100ZM105 135H106V134H105ZM141 135H142V133H141ZM144 135H145V134H144ZM152 135H155V136H156V135H158V134L155 133V134H152ZM159 135H160V134H159ZM161 135H164V133H162ZM208 135H209V134H208ZM45 136H46V135H45ZM77 136H78V135H77ZM93 136H94V135H93ZM97 136H98V135H97ZM101 136H102V135H101ZM142 136H143V135H142ZM145 136H146V135H145ZM169 136H170V135H169ZM169 136H168V133H167V137H169ZM199 136H200V135H199ZM223 136H224V135H223ZM258 136H259V135H258ZM258 136H257V137H258ZM74 137H75V136H74ZM99 137H100V136H99ZM102 137H103V136H102ZM149 137L152 139L153 142H154L153 138L156 139V137H151V136H149ZM165 137H166V133H165ZM167 137H166V138H167ZM170 137H171V136H170ZM206 137H207V136H206ZM257 137H256V139H257ZM60 138H61V137H60ZM63 138H64V137H63ZM92 138H94V137H92ZM145 138H146V137H145ZM157 138H158V136H157ZM160 138H161V137H159V139H160ZM166 138H165L166 141H167V140H168V141H169V140L171 141V139H166ZM172 138H173V137H172ZM207 138H209V137H207ZM258 138H259V137H258ZM262 138L264 139V137L261 136L260 139H262ZM64 139H65V138H64ZM141 139H142V138H141ZM147 139H148V136H147L146 140H147ZM46 140H47V139H46ZM53 140H54V139H53ZM100 140H101V139H100ZM174 140L176 141L175 138H174ZM212 140H213V139H212ZM212 140H211V143L213 142ZM219 140H220V139H219ZM223 140H224V139H223ZM257 140H258V139H257ZM75 141H76V140H74V141H71V140H70L69 142H70V144H71V142H75ZM92 141H93V140H92ZM95 141H96V140H95ZM95 141H94V142H95ZM157 141H158V140H157ZM168 141H167V142H168ZM170 141H169V143H172V142H170ZM175 141H174V142H175ZM227 141H228V139H227ZM259 141H260V140H259ZM261 141H264V140H261ZM59 142H60V141H59ZM90 142H91V141H90ZM153 142H152V143H153ZM174 142H173V143H174ZM215 142H216V141H215ZM236 142H237V141H236ZM76 143H77V142H76ZM146 143H148V144L150 143V146L152 145L151 142H146ZM175 143H176V142H175ZM206 143H207V141L205 142V144H206ZM209 143H210V142H209ZM263 143H264V142H263ZM39 144H40V143H39ZM60 144H61V143H60ZM144 144H145V143H144ZM226 144H227V143H226ZM226 144H225V145H226ZM260 144H261V143H260ZM29 145H30V144H29ZM62 145H63V143H62ZM72 145H73V144H72ZM94 145H95V143H94ZM94 145H93V146H94ZM96 145H97V142H96ZM159 145H160V144H159ZM206 145H207V144H206ZM213 145H214V143H213ZM234 145H235V144H234ZM242 145H243V144H242ZM242 145H241V146H242ZM263 145H264V144H263ZM32 146H34V145H32ZM70 146H71V145H70ZM154 146H155V144H154ZM167 146H169V144H168ZM171 146H172V144H171ZM215 146H216V145H215ZM232 146H233V144H232ZM22 147H23V146H22ZM34 147L36 148V146H34ZM160 147H163V144L160 145ZM207 147H210V146L208 145ZM212 147H213V146H212ZM224 147H225V146H224ZM29 148L31 149V145L29 146ZM57 148H58V147H57ZM105 148H106V147H105ZM105 148H104V149H105ZM189 148H190V147H189ZM37 149H39V148L37 147ZM88 149H89V148H88ZM93 149H94V148H93ZM104 149H102V150H104ZM108 149H109V147H108ZM112 149H114V148H112ZM150 149H151V148H150ZM162 149H163V148H162ZM208 149H209V148H208ZM220 149H221V148H220ZM226 149H227V148H226ZM229 149H231V147H230ZM22 150H23V149H22ZM31 150H32V149H31ZM40 150H41V149H40ZM59 150H60V146H59ZM94 150H95V149H94ZM106 150H107V149H106ZM106 150H105V151H106ZM114 150H115V149H114ZM160 150H161V149H160ZM211 150H212V149H211ZM223 150H224V149H223ZM99 151H101V150H99ZM110 151H112V150H110ZM191 151H192V149H191ZM193 151H194V149H193ZM195 151H196V150H195ZM195 151H194V153H196ZM212 151H214V149H213ZM224 151H225V150H224ZM27 152H29V149H28ZM30 152H32V151H30ZM61 152H62V151H61ZM112 152H113V151H112ZM228 152H230V151H228ZM69 153H70V152H69ZM99 153H100V152H99ZM99 153L97 152L96 154L100 155ZM191 153H192V152H191ZM223 153H224V152H223ZM223 153H221V155H222ZM238 153H239V152H238ZM31 154H33V153H31ZM31 154H30V155H31ZM34 154H35V153H34ZM39 154H40V152H39ZM41 154H42V152H41ZM96 154H95V155H96ZM104 154H105V152H104V153L102 152V155H103L102 157H103V158L105 157ZM210 154H211V153H210ZM60 155H61V154H60ZM95 155H94V156H95ZM98 155H97V156H98ZM111 155H112V154H111ZM158 155H159V153H158ZM211 155H212V154H211ZM214 155H215V154H214ZM221 155H220V156H221ZM241 155H242V154L240 153L239 156H241ZM245 155H246V154H245ZM36 156H37V155H36ZM69 156H70V155H69ZM72 156H73V155H72ZM94 156H93V157H94ZM107 156H108V155H107ZM109 156H110V155H109ZM217 156H219V155L217 154ZM33 157H35V156H33ZM95 157H96V156H95ZM99 157H100V156H99ZM156 157H157V156H156ZM190 157H191V156H190ZM212 157H213V156H212ZM221 157H223V156H221ZM221 157H220V158H221ZM242 157H243V156H242ZM37 158H38V157H37ZM39 158H40V157H39ZM103 158H99V160L102 161ZM106 158H107V157H106ZM106 158H104V160H105ZM192 158H193V157H192ZM214 158H215V157H214ZM234 158H235V157H234ZM64 159H65V158H64ZM190 159H191V158H190ZM239 159H240V157H239ZM239 159H238V160H239ZM36 160H37V159H36ZM92 160H93V159H92ZM92 160H91V163L93 164L94 161L92 162ZM208 160H209V159H208ZM219 160H220V159H219ZM235 160H236V159H235ZM101 161H100V162H101ZM117 161H118V160H117ZM130 161H131V160H130ZM210 161H211L212 163H214V162H215V159L213 160L214 162H213L212 160H209V161H207V163L209 164ZM186 162H187V161H186ZM217 162H218V161H217ZM234 162H235V161H234ZM0 163H1V162H0ZM113 163H114V161H113ZM118 163H119V162H118ZM130 163H132V162H130ZM133 163H134V162H133ZM205 163H206V162H205ZM205 163H204V164H205ZM212 163H211V164H212ZM229 163H230V161H229ZM119 164H120V163H119ZM204 164H202V165H204ZM222 164H223V163H222ZM230 164H231V163H230ZM121 165H122V164H121ZM121 165H118V164H117V166L121 167V169H122V166H121ZM212 165H213V164H212ZM212 165H210V166H212ZM215 165H217V164L215 163L213 166H215ZM226 165H227V163H226ZM38 166H39V165H38ZM205 166H206V165H205ZM207 166H208V165H207ZM218 166H219V165H218ZM232 166H233V165H230V167L228 166V168H232ZM225 167H226V166H225ZM117 168H118V167H117ZM117 168H116V169H117ZM202 168H204V167H202ZM216 168H217V167H215V169H216ZM219 168L223 169L222 166H221V167L219 166ZM219 168H217V170H220ZM247 168H248V167H247ZM22 169H23V168H22ZM128 169H129V168H128ZM128 169H127V171H129ZM225 169H226V168H225ZM0 170H1V169H0ZM51 170H52V169H51ZM77 170H78V169H77ZM113 170H114V169H113ZM135 170H136V169H135ZM204 170H205V168H204ZM3 171H4V170H3ZM5 171H6V170H5ZM12 171H13V170H12ZM14 171H15V170H14ZM27 171H28V170H26V172H27ZM109 171H110V169H109ZM114 171H115V170H114ZM220 171H221V170H220ZM220 171L217 172V173H219L220 176H223V177H224L225 172H224V171H223V172H220ZM227 171H228V170H227ZM227 171H226V172H227ZM229 171H230V169H229ZM229 171H228V173H229ZM245 171H246V170H245ZM245 171H244V174H245V175H249L250 173H252L250 170H247V171L250 172L249 174L245 173ZM116 172H117V170H116ZM135 172H136V171H135ZM233 172H234V171H233ZM4 173H5V172H4ZM8 173H9V172H8ZM110 173H111V172H110ZM118 173H119V172H118ZM127 173H128V172H127ZM129 173H130V172H129ZM209 173H210V172H209ZM222 173H224V175H222ZM231 173H232V172H231ZM219 174H218V175H219ZM226 174H227V173H226ZM2 175H3V174H2ZM7 175H8V174H7ZM121 175H122V174H121ZM129 175H130V174H129ZM231 175H232V174H231ZM231 175H230V177L233 176V175H232V176H231ZM240 175H243V174H240ZM240 175H239V176H240ZM18 176H20V175H18ZM250 176H251V174H250ZM1 177H2V176H1ZM101 177H104V178H105V176H102V175H101V176H100V179H101ZM125 177H126V176H125ZM218 177H219V176H218ZM223 177H222V178H223ZM225 177H227V175H225ZM240 177H241V176H240ZM242 177H243V176H242ZM252 177H253V176H251L250 178H252ZM3 178L5 179V176H4ZM30 178H31V179H34V178H32V177H30ZM75 178H76V177H75ZM75 178H74V179H75ZM81 178H82V177H81ZM106 178H108V176H107ZM222 178H221V179H222ZM227 178H228V177H227ZM232 178H233V177H232ZM255 178H257V177H255ZM258 178H260V177H258ZM4 179H3V180H4ZM12 179H13V178H12ZM82 179H83V178H82ZM108 179H109V181H110V178H108ZM108 179H103V180L106 181V180H108ZM253 179H254V178H253ZM87 180H88V179H87ZM176 180H177V179H176ZM219 180H220V178H219ZM228 180L232 181V184H233V183L235 184L234 180L227 179V181H228ZM235 180H236V179H235ZM239 180H241V179H239ZM251 180H252V179H250V181H251ZM84 181L87 183L86 180H84ZM84 181H83V182H84ZM111 181H112V180H111ZM212 181H213V180H212ZM230 181H229V182H230ZM248 181H249V180H248ZM250 181H249V183H250ZM252 181H253V180H252ZM26 182H27V181H26ZM85 182H84V183H85ZM213 182H214V181H213ZM216 182H217V181H216ZM216 182H215V183H216ZM245 182H247V181H245ZM84 183H83V184H84ZM230 183H231V182H230ZM239 183H241V182H239ZM257 183H258V182H257ZM257 183H256V185H257ZM177 184H178V183H177ZM234 184L231 185V186L234 187ZM236 184H237V183H236ZM244 184L246 185V186H244L245 189H246V188L248 187V186H247L248 183H247V184L244 183ZM29 185H30V184H29ZM187 185H188V184H187ZM221 185H222V184H221ZM226 185H227V184H226ZM256 185H255V186H256ZM114 186H116L115 183H114ZM179 186L182 187V185H179ZM179 186H178V187H179ZM229 186H230V185H229ZM238 186H239V184H238ZM242 186H243V184L241 185L240 189H241V188L243 189ZM252 186H253V185H252ZM29 187H30V186H29ZM198 187H199V186H198ZM224 187H225V186H224ZM227 187H228V186H227ZM2 188H3V187L0 185V210H1V216L4 217V219H5L6 222H7L6 225L8 226L9 223H8L7 217H8L11 213L9 212V213H8L9 215H7V213H5V210L11 211V207H12V202H11V201H12V199H11L10 197H8V196H6V195L3 194L4 191L2 190ZM225 188H226V187H225ZM229 188H230V187H229ZM229 188H228V189H229ZM231 188H232V187H231ZM181 189H182V188H181ZM186 189H188V188L186 187ZM195 189H196V188H195ZM223 189H224V188H223ZM226 189H227V188H226ZM245 189H244V190H245ZM251 189H252V187H251ZM25 190H26V189H25ZM178 190H179V189H178ZM199 190H200V188H199ZM229 190H230V189H229ZM233 190H234V188H233ZM244 190H243V191H244ZM247 190H248V188H247ZM247 190H246V191H247ZM182 191H183V190H182ZM194 191H195V190H194ZM194 191H193V192H194ZM202 191H203V190H202ZM226 191H227V190H226ZM230 191H231V193H232V192L234 193V191H232V190H230ZM237 191H238V188H237L236 191H235V192L238 194V197H236V201L239 200V198L243 199L242 196H241V195H242V191H241V195H240ZM252 191H253V190H252ZM191 192H192V191H191ZM191 192H190V194H191ZM197 192H198V191H197ZM197 192H196V193H197ZM199 192H201V191H199ZM225 193H227V192H225ZM243 193H244V192H243ZM249 193H251V191H250ZM190 194H189V195H190ZM202 194H203V192H202ZM207 194H208V193H207ZM237 194H236V196H237ZM244 194L246 195V193H244ZM244 194H243V195H244ZM79 195H80V194H79ZM90 195H91V193H90ZM189 195H188V196H189ZM191 195H192V194H191ZM198 195H199V194L197 193L196 196H198ZM200 195H201V193H200ZM210 195H211V194H210ZM225 195H226V194H225ZM229 195L231 196L230 193H229ZM229 195H228L227 197H229ZM239 195H240L241 197H240ZM245 195H244V196H245ZM249 195H250V194H249ZM88 196H89V195H88ZM91 196H92V195H91ZM202 196H203V195H202ZM202 196H201L200 198H202ZM207 196H209V195H207ZM234 196H235V195L233 194L232 197H234ZM86 197H87V196H86ZM92 197H93V196H92ZM192 197H193V195H192ZM212 197H213V196H211L210 198H212ZM249 197H250V196H249ZM251 197H252V196H251ZM94 198H95V197H94ZM184 198H186V197H184ZM198 198H199V197H197V199H198ZM204 198H205V197H204ZM210 198L208 197V199H210ZM215 198H216V197H214V200H215ZM225 198H226V196H225ZM237 198H238V199H237ZM244 198H245V200H246V196H245ZM86 199H88V197H87ZM90 199H91V198H90ZM212 199H213V198H212ZM228 199H229V198H228ZM233 199L235 200V198H233ZM248 199H249V198H248ZM248 199H247V200H248ZM250 199H251V198H250ZM192 200H193V199H192ZM199 200H200V199H199ZM202 200H203V199H202ZM210 200H211V199H210ZM217 200H218V199H217ZM226 200H227V199H226ZM245 200H244V201H245ZM85 201H86V200H85ZM94 201H95V200H94ZM96 201H97V200H96ZM159 201H160V200H159ZM162 201H163V200H162ZM188 201H189V200H188ZM203 201H204V200H203ZM205 201H208V200H205ZM220 201H221V200H220ZM232 201H233V200H232ZM249 201H250V200H249ZM134 202H135V201H134ZM197 202H198V201H197ZM212 202H216V200H215V201H212ZM217 202H218V201H217ZM238 202H239V201H238ZM242 202H243V201H242ZM242 202H241V203H242ZM162 203H164V201H163ZM162 203H161V204H162ZM207 203H208V202H207ZM229 203H230V202H229ZM198 204H201V203L198 202ZM217 204H219V203H217ZM222 204H223V203H222ZM90 205H91V204H90ZM162 205H163V204H162ZM210 205H211V204H210ZM212 205H215V203H213ZM220 205H221V203L219 204V206L217 205V206H218L217 208H220V207L222 208V205H221V206H220ZM224 205H226V204L224 203ZM238 205H240V204H237V206H238ZM136 206H137V205H136ZM166 206H167V205H166ZM202 206H203V204H202ZM215 206H216V205H215ZM227 206H228V205L224 206L222 211H224V209H225ZM241 206L244 207L243 205H241ZM205 207H206V206H205ZM208 207H209V205H208ZM211 207H212V206H211ZM213 207H214V206H213ZM213 207H212V209H213ZM138 208H139V206H138ZM201 208H202V207H201ZM215 208H216V207H215ZM229 208H230V207H229ZM233 208H234V207H233ZM240 208H241V207H240ZM197 209H198V208H197ZM212 209H211V210H212ZM227 209H228V208H227ZM244 209H245V208H244ZM209 210H210V209H209ZM216 210H217V209H216ZM228 210H230L228 213H229L230 215H232L231 217H234V215H237V216H238V214H239L238 212H236L237 214H235L234 211L231 210V209H228ZM228 210H227V211H228ZM239 210H240V209H239ZM199 211H200V210H199ZM213 211H214V210H213ZM218 212H219V209H218ZM218 212H217V213H218ZM220 212H221V210H220ZM220 212H219V216H221L222 219L219 220V221H220L219 223H221V222H227L226 219H229V218H227V217H229V216H228L229 214L227 215L226 218H225V217L223 218V212H221L222 214H221ZM230 212H232V213H234V214H231ZM240 212H241V211H240ZM144 213H145V212H144ZM144 213H143V214H144ZM209 213H211V212H209ZM214 213H215V211H214ZM217 213H216V214H217ZM226 213H227V212H226ZM145 214L147 215V213H145ZM205 215H206V214H205ZM214 215H215V214H214ZM214 215H213V217H214ZM163 216H164V215H163ZM207 216H208V214H207ZM207 216H206V220H207ZM210 216H211V215H210ZM224 216H225V215H224ZM237 216H235V217L233 218L234 220H233V222L231 221L232 223H234V221L236 220ZM144 217H145V215H144ZM213 217H212V218H213ZM215 217H216V216H215ZM145 218H146V217H145ZM148 218H149V217H148ZM209 218H210V217H209ZM219 218H220V217H219ZM219 218H216V220L219 219ZM240 218H241V217H239L238 219H240ZM242 218H243V216H242ZM109 219H111V218H109ZM238 219H237V220H238ZM111 220H112V219H111ZM117 220H118V219H117ZM145 220H148V219H145ZM210 220H211V219H210ZM221 220H223V221H221ZM224 220H226V221H224ZM230 220H232V219H230ZM230 220H229V223H230ZM240 220H241V219H240ZM246 220H247V219H246ZM120 221H121V220H120ZM150 221H151V220H150ZM150 221L148 220V222H150ZM248 221H249V220H248ZM262 221H263V220H262ZM123 222H124V221H123ZM152 222H153V221H152ZM152 222H151V224H152ZM211 222H212V221H211ZM216 222H217V221H216ZM246 222H247V221H246ZM121 223H122V221H121ZM121 223H120V224H121ZM208 223H209V222H208ZM214 223H215V221H214ZM219 223H218V224H219ZM229 223H228V224H227V223H226V224H225V223H221V224H223V226H221V228L224 227V225H226V226L229 225V226H227V227H224L225 230H223V231L221 232V234H223V232H225L226 229H227L226 232H228V228L230 227V224H232V223H230V224H229ZM237 223H238V222H237ZM106 224H107V223H106ZM238 224H239V223H238ZM245 224H246V223H245ZM9 225H10V224H9ZM121 225H123V223H122ZM214 225H215V224H214ZM232 225H233V224H232ZM232 225H231V226H232ZM234 225H236V223H235ZM252 226H253V225H252ZM10 227H11V226H10ZM106 227H107V226H106ZM109 227H110V226H109ZM121 227H122V226H121ZM125 227H126V226H125ZM234 227H236V226H234ZM234 227H233V230L231 229L232 231H234ZM241 227H243V226H241ZM258 227H259V226H258ZM123 228H124V227H123ZM126 228H127V227H126ZM126 228H124V229H126ZM201 228H202V227H200V229H201ZM260 228H261V227H260ZM236 229L241 230L242 228L240 229V228L237 227ZM197 230H199V229H197ZM201 230H204V229H201ZM220 230H222V229H220ZM231 230H229L230 232H229L228 234L225 232L224 236H226V235L228 236L230 233L232 234ZM238 230H237V231H238ZM259 230H260V229H259ZM261 230H262V229H261ZM205 231H206V230H205ZM205 231H204V233H205ZM262 231L264 232V229H263ZM262 231H260V232H262ZM197 232H198V231H197ZM260 232H259V233H260ZM263 232H262V233H263ZM200 233H203V231H202V232L200 231ZM200 233H199V234H200ZM204 233H203V237H205V236H204ZM206 233H208V231H206ZM235 233H236V231H235ZM197 234H198V233H197ZM209 234H210V233H209ZM209 234H208V236H207V234H205V235H206V238H205V239H207V238L210 236ZM240 234H241V232H240ZM200 235H201V234H200ZM233 235H234V234H233ZM263 235H264V234L261 235V233H260V237L263 236ZM159 236H160V235H159ZM237 236H238V235H237ZM237 236H236V237L233 236V237H235V240H233L234 238H231V236H230L231 239H230V238H229V239H230V240H233V242H234V241L236 242V240H237V239H236ZM210 237H211V241L214 242V241H215V238H214V240H212L214 236L211 235ZM210 237H209V240H206L207 244L209 243L208 241H210ZM240 237H241V236H240ZM260 237H258V239H259ZM263 237H264V236H263ZM193 239H194V238H193ZM216 239H217V238H216ZM219 239H220V238H219ZM227 239H228V238H227ZM262 239H263V238H262ZM262 239H260V241H261ZM222 240H224V239H222ZM222 240H221V241H222ZM238 240H239V239H238ZM240 240H241V239H240ZM240 240L238 241V244H239V245H240L239 242H241ZM263 240H264V239H263ZM129 241H130V239H129ZM221 241H220V242H221ZM160 242H161V241H160ZM220 242H219V243H220ZM229 242H232V241H229ZM226 243H227V241H226ZM256 243H257V242H256ZM119 244H120V243H119ZM209 244H210V243H209ZM209 244H208V245H209ZM217 244H218V242H217ZM224 244H225V242H224ZM225 245H226V248H224V249H219V248H218L219 250H216V251L213 250V251H211V250L213 249V248H212V249H211L210 251H208V252H207V251H205V252H201L202 254H200V256H201V257H203V256L208 257L207 261L210 260V259H215V258L221 257V256H223V255H229V256H232V257H233V256H234V251H233V250H235V251L238 250V251H240V254H241V251H242V249L244 248L243 246H237V247H229V248H227V245L229 246L230 244H225ZM231 245H232V243H231ZM231 245H230V246H231ZM243 245H244V244H243ZM255 245H258L259 247H261L262 251L264 252V242H260V243H257V244H255ZM255 245H254V246H255ZM204 246H206V245H204ZM204 246H201V250H202V247H204ZM235 246H236V243H235ZM152 247H153V245H152ZM211 247H212V246H211ZM220 247H221V246H220ZM204 248H207V247H204ZM208 248L210 249L209 246H208ZM208 248H207V249H208ZM216 248H217V247H216ZM236 249H237V250H236ZM151 251H152V250H151ZM238 251H237V252H238ZM244 251H245V250H244ZM153 252H154V251H153ZM231 252H233V254H231ZM133 253H134V252H133ZM133 253H132V254H133ZM134 254H135V253H134ZM134 254H133V255H134ZM238 254H239V253H238ZM196 255H197V254H196ZM200 256H198V259L200 258ZM235 256H236V255H235ZM188 257H189V256H188ZM144 258H146V257L144 256ZM156 258H157V257H156ZM168 258H169V257H168ZM173 258H174V256H173ZM177 258H178V257H177ZM179 258H180V257H179ZM182 258H184V257H182ZM171 259H172V258H171ZM202 259H204V258H202ZM235 259H236V258H235ZM235 259H234V261H235ZM176 260H177V259H176ZM204 260H205V259H204ZM236 260H237V259H236ZM238 260H239V259H238ZM161 261H162V260H161ZM161 261H160V262H161ZM183 261L185 262V260H183ZM199 261H201V259H200ZM205 261H206V260H205ZM207 261H206V262H207ZM218 261H219V260H218ZM156 262H157V261H156ZM170 262H172V261H170ZM184 262H183V263H184ZM193 262H194V261H193ZM202 262H203V261H202ZM206 262H205V263H206ZM219 262H220V261H219ZM219 262H218V264H219ZM236 262H237V261H236ZM176 263H177V262H176ZM135 264H136V263H135ZM145 264H146V262H145ZM184 264H185V263H184ZM211 264H212V263H211ZM214 264H215V263H214ZM216 264H217V263H216ZM239 264H240V263H239Z\"/></svg>",
    "mask_w": 264,
    "mask_h": 264
},
{
    "label": "crops",
    "instance_id": "0c3cea01",
    "mask_svg": "<svg viewBox=\"0 0 264 264\" xmlns=\"http://www.w3.org/2000/svg\"><path fill=\"white\" fill-rule=\"evenodd\" d=\"M65 103H63L62 101H60L59 103L56 104L57 106V110L58 111H62L61 108ZM102 104L105 105H110L105 104L102 102ZM111 114V113H110ZM111 116L113 117V115L111 114ZM114 118V117H113ZM24 123V122H23ZM99 125V122H98ZM46 126V125H45ZM40 128V132H43V136L45 134H47V129H44L46 127ZM37 131H39V128H36ZM33 132V131H32ZM26 135H27V126L24 123L23 125V142L25 143L26 141ZM53 168V166H52ZM114 170H122L121 167H118L117 169L114 168ZM120 173H114V171L112 170L111 173L109 172L108 174L106 173V175L104 177H98L96 178V184H109L114 186V183L116 186L121 185L122 183L118 181V175ZM108 176V178H110V181L108 178H106ZM103 179H108V180H103ZM112 180V181H111ZM103 182V183H102ZM118 191L112 192L110 191L106 196V201L111 202V203H117V202H121L124 201V199L118 195L120 193H116ZM107 193V192H106ZM114 205V204H113ZM100 217H109L113 219L114 225L111 227V229H108L109 231H102V235L100 236V241L102 244L100 246V244H91V242H87V241H75L73 240L72 244L69 243H65V256L67 258L68 264H108L111 260H115V259H120L121 258V253H120V248L122 247L123 244V240H124V231H123V226L120 224L121 221L123 222V219H125L126 217H131L132 215H127L126 213H124L120 208L118 207H114L112 209H108L105 211H101L99 212ZM118 219V220H117ZM121 220V221H120ZM122 226V227H121ZM111 234V236L109 235ZM120 243V244H119ZM102 247L100 248L101 250H98V246ZM16 246V245H15ZM17 247V246H16ZM18 249H20L19 247H17ZM32 256H34L33 258L36 257H40V262L37 263L36 260H33V262H31L30 264H49L48 261V255H44L42 254H38L35 255L33 254ZM29 263V261H28Z\"/></svg>",
    "mask_w": 264,
    "mask_h": 264
},
{
    "label": "water",
    "instance_id": "95a60500",
    "mask_svg": "<svg viewBox=\"0 0 264 264\" xmlns=\"http://www.w3.org/2000/svg\"><path fill=\"white\" fill-rule=\"evenodd\" d=\"M0 233L3 238L4 244L6 246L11 263L18 264L1 217H0Z\"/></svg>",
    "mask_w": 264,
    "mask_h": 264
}]
</instances>
